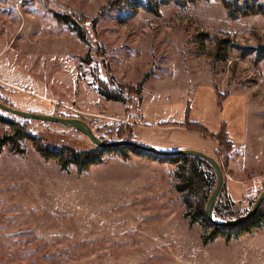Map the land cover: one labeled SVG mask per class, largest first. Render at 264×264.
<instances>
[{
  "label": "rangeland",
  "instance_id": "374dc122",
  "mask_svg": "<svg viewBox=\"0 0 264 264\" xmlns=\"http://www.w3.org/2000/svg\"><path fill=\"white\" fill-rule=\"evenodd\" d=\"M111 1L0 0V75L36 94L42 91L32 80L40 82L51 103L40 114L81 120L103 142L122 141L120 131L126 140L140 114L139 96H130L126 105L106 101L96 92L92 69L107 82L134 88L148 78L142 113L149 120L168 112L194 87H206L210 77L220 93L247 95L249 125L255 124L264 149V55L241 58L231 50L214 64L209 56L216 41L227 37L242 47H264L263 16L231 20L219 0L169 2L157 16L136 7L146 0H123L113 9ZM55 13L79 21L89 45L58 23ZM87 56L93 61L89 66L83 62ZM6 89L0 84V99L19 109L23 100ZM0 119V138L11 133L9 121L25 125L51 149L97 148L58 124L2 111ZM20 147L23 154L7 146L0 153V264H264V225L228 242L220 237L202 245L203 227H190L184 218L174 171L126 150L127 160L105 153L100 164L79 173L75 166L62 170L56 160L42 158L28 140ZM216 161L225 203L231 201L227 185L234 182L225 160ZM201 167L215 185L213 170ZM262 169L257 179L237 184L247 192L230 187L237 202L231 201L235 217L229 220L246 216L264 191Z\"/></svg>",
  "mask_w": 264,
  "mask_h": 264
},
{
  "label": "trees",
  "instance_id": "16d2710c",
  "mask_svg": "<svg viewBox=\"0 0 264 264\" xmlns=\"http://www.w3.org/2000/svg\"><path fill=\"white\" fill-rule=\"evenodd\" d=\"M123 0H112L108 8H118ZM200 0H146L144 4L137 5L136 7L143 8L146 12L152 15H158L161 6L173 2L177 5H185L194 3ZM226 11L227 17L231 20H236L239 17L261 15L264 17V3H258V0H219ZM110 9V10H112ZM109 10V9H108ZM55 20L64 25H68L71 30L76 34V37L82 42L89 45L85 30L81 27L79 21H76L72 16L67 14H54ZM95 21L93 23L95 24ZM208 38V35H204ZM92 48V46H91ZM94 49V47H93ZM231 50L238 51L241 58L257 53V57L261 58L264 55V47L249 48L242 47L233 39L222 38L218 39L215 43V50L209 56L212 58L213 64L215 62H223L226 59L227 52ZM104 53L101 52L100 56ZM84 64L89 66L93 62L90 56L84 59ZM109 71V70H108ZM91 76L97 88V94L109 102L126 105L130 100V96H139L138 106L142 102V92L148 78L139 83L135 88L125 84L117 83L111 79L109 82L103 80L98 73V69H92ZM129 96V98H128ZM227 93L220 94L216 90L217 104L221 108L223 100L226 98ZM0 103L8 106L5 100L0 99ZM11 107V106H8ZM13 108V107H11ZM127 111V109H126ZM189 107L186 109V120L182 126L196 131L203 138L214 139L219 144V151L217 158L219 159L221 153L230 152L232 150V143L226 132L225 125L222 124L220 131L213 135L209 133L206 128L197 123H190L188 121ZM0 121H2L0 119ZM6 124L11 126L12 131L9 135L0 138V153L2 149L7 146L9 151L13 154H23L24 151L20 147V143L24 140L32 142L35 150L41 155L42 158L54 159L58 162L62 170H66L69 166H75L79 173L86 171L90 166H95L101 163V158L105 153H117L122 159L127 160L129 157L125 154L126 150H130L135 156L145 158L147 160L157 161L159 163H169L176 166L173 175L176 179L175 190L179 194L181 202L186 208L184 218L188 221L190 227L198 224L203 227V234L201 242L203 246L213 243L217 238H224L226 242L231 239H237L244 234L250 233L253 229L260 228L264 225V201L260 205L255 216L248 222L234 227L221 228L216 227L209 223L205 214L207 201L213 192L215 185H210L208 175L201 165L206 169L213 170L210 165L200 158L182 156V157H159L154 154L141 151L136 148H109L101 149L95 148L87 151L76 152L75 150L62 147L59 150L51 149L44 145L40 138L28 132L25 125L19 123L6 121ZM113 136V134H112ZM119 140H123L124 132L117 133ZM126 140H132V130L127 133ZM134 142V141H133ZM214 176V175H213ZM214 184V183H213ZM220 193L226 194L225 185H222ZM221 195L219 194L213 208V218L215 222L222 223L229 221L230 217H235L232 214L231 207L233 203L226 200L221 203Z\"/></svg>",
  "mask_w": 264,
  "mask_h": 264
},
{
  "label": "crops",
  "instance_id": "0c3cea01",
  "mask_svg": "<svg viewBox=\"0 0 264 264\" xmlns=\"http://www.w3.org/2000/svg\"><path fill=\"white\" fill-rule=\"evenodd\" d=\"M7 46L8 44L5 47ZM208 79L206 87H194L191 92L186 94L185 98H181V101L169 106L168 112H164L151 120L146 119L142 113V92L140 114L138 120L132 123V140L142 146L150 147L160 152L170 153L191 150L216 160L219 151L218 142L214 139L203 138L198 132L190 130L182 126V124L186 120L187 107H189L188 121L202 125L213 135H216L220 131L222 124H224L229 140L232 143V150L221 153L220 158L225 160L232 182H234L232 185L228 184L227 188L229 189L231 201L236 203V197L231 194L230 187L238 189L236 191L240 194L247 192L245 185H238V187L237 184L257 179L258 176L256 175L263 170L262 157L264 149L261 146V134L256 136L255 124L252 127L249 125L247 95L241 91L235 92L236 90L227 93L221 108H219L216 97L217 89L213 85L211 78L209 77ZM32 81L40 88L41 94H36V92L15 85L3 79L0 75V84L7 88L6 90H11L13 97H21L23 100V105L18 103L17 107L19 109L33 113H47L51 108L50 97L46 93L47 90L41 86L40 82ZM31 98H34V100ZM158 105V108H161L162 103L159 101ZM141 160L150 161L151 164L167 171L176 170V166L173 164L159 163L147 159ZM247 171L250 174L248 177L245 174ZM250 172L252 174L255 173V175H251Z\"/></svg>",
  "mask_w": 264,
  "mask_h": 264
},
{
  "label": "water",
  "instance_id": "95a60500",
  "mask_svg": "<svg viewBox=\"0 0 264 264\" xmlns=\"http://www.w3.org/2000/svg\"><path fill=\"white\" fill-rule=\"evenodd\" d=\"M0 111L7 113L9 115H13L15 117H18L23 120H32L36 122L41 123H53L58 124L70 129H73L77 132H79L81 135L85 136L95 147L101 148V149H109V148H118V147H126V148H136L141 151H145L151 154H154L159 157H182V156H188V157H194V158H200L207 162L210 167L213 169V172L216 177V185L211 193L207 204L205 208V214L207 217V220L210 224L221 227V228H228V227H234L242 225L248 221H250L255 214L257 213L260 205L264 201V191L257 197L256 201L254 202L250 212L239 219L229 220L226 222L218 223L214 221L213 218V208L215 205V201L221 191L222 185H223V174L220 165L218 162L202 153L191 151V150H183V151H176V152H160L153 148L142 146L136 142L128 141V140H122V141H113V142H103L101 141L96 135L93 133L92 129L83 121L73 118H60L50 115H44L40 113H33V112H26L19 109H14L8 106H4L0 103Z\"/></svg>",
  "mask_w": 264,
  "mask_h": 264
}]
</instances>
